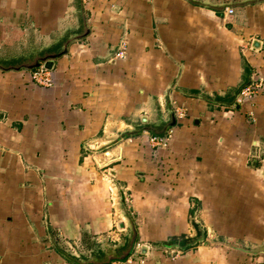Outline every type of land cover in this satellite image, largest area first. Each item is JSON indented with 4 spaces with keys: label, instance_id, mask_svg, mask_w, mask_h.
<instances>
[{
    "label": "crops",
    "instance_id": "crops-1",
    "mask_svg": "<svg viewBox=\"0 0 264 264\" xmlns=\"http://www.w3.org/2000/svg\"><path fill=\"white\" fill-rule=\"evenodd\" d=\"M0 264H264V0H0Z\"/></svg>",
    "mask_w": 264,
    "mask_h": 264
},
{
    "label": "built area",
    "instance_id": "built-area-1",
    "mask_svg": "<svg viewBox=\"0 0 264 264\" xmlns=\"http://www.w3.org/2000/svg\"><path fill=\"white\" fill-rule=\"evenodd\" d=\"M227 14L228 15H233L234 14V9L232 8H228L227 9ZM122 54V53H121ZM46 75V77L44 78L43 76ZM34 78L36 80H38L43 86H48L52 83L51 78L48 76V71L44 66H41L35 73H34ZM262 82V80H256L254 81V83H252L251 85H249L248 87H246L243 92H242V96L239 99V102H243L244 100H247L251 97H253L257 91H259L262 88V85L260 84ZM175 114L177 116V118H183L184 117V111L180 108H175L174 109ZM170 134V133H169ZM169 136V135H168ZM154 142L157 144H166L167 143V138H162V137H154ZM170 252H173L172 250ZM138 254V252L136 253Z\"/></svg>",
    "mask_w": 264,
    "mask_h": 264
},
{
    "label": "trees",
    "instance_id": "trees-1",
    "mask_svg": "<svg viewBox=\"0 0 264 264\" xmlns=\"http://www.w3.org/2000/svg\"><path fill=\"white\" fill-rule=\"evenodd\" d=\"M200 235L203 236L202 232H199L198 239H195V240L186 238V237L172 238L168 242H166L163 246H167L168 249H172L173 247H176L177 249H180V250H189L204 240V238L203 240L199 239ZM69 259L73 260L72 258H69Z\"/></svg>",
    "mask_w": 264,
    "mask_h": 264
},
{
    "label": "water",
    "instance_id": "water-1",
    "mask_svg": "<svg viewBox=\"0 0 264 264\" xmlns=\"http://www.w3.org/2000/svg\"><path fill=\"white\" fill-rule=\"evenodd\" d=\"M44 66H45V68L47 69V70H52V68H53V66H54V61L53 60H49V61H47V62H45V64H44ZM172 114H173V122L170 124V126H175V124H176V114H175V111L173 110L172 111ZM165 135V133L164 134H161V135H159V137H163ZM144 250H146V249H144Z\"/></svg>",
    "mask_w": 264,
    "mask_h": 264
}]
</instances>
